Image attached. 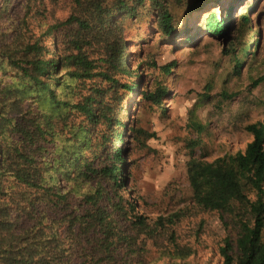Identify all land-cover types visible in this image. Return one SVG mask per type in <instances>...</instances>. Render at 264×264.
Masks as SVG:
<instances>
[{"label":"trees","instance_id":"trees-1","mask_svg":"<svg viewBox=\"0 0 264 264\" xmlns=\"http://www.w3.org/2000/svg\"><path fill=\"white\" fill-rule=\"evenodd\" d=\"M214 1L70 0L59 18L60 0H0V264H143L146 240L164 233L171 257L184 261L192 249L177 242L176 229L206 211L228 216L237 230L219 248L221 264H264V123L245 126L252 139L243 150L211 161L194 155L197 139L186 141L190 205L150 221L127 188L125 138L130 132L146 146L155 133L127 126L119 107L138 92L162 108L168 89H140L125 32L150 14L153 28L171 37L177 8L190 17ZM218 8L200 23L222 37L232 7ZM239 18L248 21L246 12Z\"/></svg>","mask_w":264,"mask_h":264},{"label":"rangeland","instance_id":"rangeland-1","mask_svg":"<svg viewBox=\"0 0 264 264\" xmlns=\"http://www.w3.org/2000/svg\"><path fill=\"white\" fill-rule=\"evenodd\" d=\"M70 4V0H60L55 15L65 17ZM219 6L222 11L232 7L231 26L222 37L206 33L200 23L206 11H217ZM176 11L179 30L171 37L165 38L153 28L150 14L125 32L129 63L134 74L138 73L133 79H142L140 89L146 85L153 89L154 82L168 89L162 108L151 105L138 92L126 94L119 107V117L127 126L155 133L146 146H140L129 132L123 144L127 188L150 221L191 203L186 141L197 139L194 155L211 161L243 150L252 139L245 126L264 123V78L254 84L264 77V0H216L190 17L184 16L181 8ZM245 12L248 21L241 22L239 15ZM35 30L38 33V28ZM188 35L192 40H186ZM236 60L242 62L237 74ZM170 61L175 65L168 74L162 73L159 66ZM191 121H197L203 130ZM236 237L228 216L199 212L185 218L175 232L177 242L192 249L186 260L171 257L173 245L164 233L146 240L143 264H221L223 240L234 242Z\"/></svg>","mask_w":264,"mask_h":264}]
</instances>
